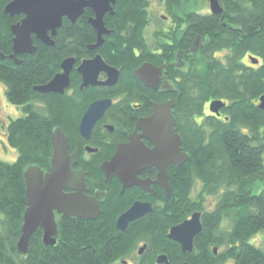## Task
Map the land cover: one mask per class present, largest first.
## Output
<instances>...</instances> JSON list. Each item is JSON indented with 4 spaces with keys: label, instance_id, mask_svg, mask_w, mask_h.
I'll return each mask as SVG.
<instances>
[{
    "label": "trees",
    "instance_id": "1",
    "mask_svg": "<svg viewBox=\"0 0 264 264\" xmlns=\"http://www.w3.org/2000/svg\"><path fill=\"white\" fill-rule=\"evenodd\" d=\"M10 1L0 0V51L6 55L0 58V80L7 98L22 108L23 115L12 119L6 132V140L18 151L16 160H0V264H130L129 258L138 264H158L161 253L172 258L181 254L168 233L195 211H202L203 230L195 238L193 264H264V247L253 240L256 234L264 235V129H260L264 111L254 103L264 93V0H219L221 14H187L190 27L183 40L200 35L207 41L197 54L198 69L186 76L175 107L183 150L190 158L178 167L170 164L169 196L157 186L162 202L125 231L116 227V220L130 202L124 207L109 202L95 220L58 217L60 236L54 246L44 243L43 228H39L26 255L16 246L28 205L24 170L30 164L50 169L53 127L64 128L70 150L78 147L83 151L89 143L100 147L95 156L113 154L117 144L127 140L136 119L152 114L150 100L161 99L160 93L135 77L132 68L144 60L155 64L161 60L142 36L146 0H117L116 14L105 17L111 33L104 35L106 41L98 49H90L97 42V33L88 20L92 11L86 8L76 22L64 18L53 37L54 46L34 35L36 50L18 54L17 62L11 57V29L23 14L11 17L5 13ZM226 48L230 49L227 69L214 57L215 51ZM247 51L263 59L256 74L240 73L237 62ZM98 52L120 69L117 84L81 89V75L74 69L71 91H35L36 85L46 84L61 71V62L67 57L74 56L78 65ZM118 95L120 102L106 114V121L116 125L115 131L102 137L97 126L90 140L80 136L78 125L90 102ZM212 98L229 100L223 108L227 118L206 115V104ZM135 100L143 106H132ZM199 116H203L200 121ZM94 170L102 172L98 166ZM148 173L154 176L156 170ZM129 191L134 198L138 193L145 195L138 186ZM209 199L210 208L206 205ZM140 242L147 247L133 257ZM213 246L218 248L216 253Z\"/></svg>",
    "mask_w": 264,
    "mask_h": 264
},
{
    "label": "water",
    "instance_id": "2",
    "mask_svg": "<svg viewBox=\"0 0 264 264\" xmlns=\"http://www.w3.org/2000/svg\"><path fill=\"white\" fill-rule=\"evenodd\" d=\"M209 1L212 14L223 12L219 0ZM115 2L116 0H11L5 6L4 12L11 17L24 15L20 21L12 25L14 36L11 57L20 62L18 54L34 53L36 50L34 34L41 42L54 46L53 37L63 25V19L67 17L76 22V19L84 14L86 7L95 12V17L89 18V22L97 32V42L91 44L90 49H98L105 42L104 35L110 33L104 16L107 12L115 14L112 7ZM5 56L0 51V58L3 59ZM76 62L74 56L64 59L61 62V71L46 84L36 85L35 91L42 94L66 93L71 86V72L75 68L82 76L81 89L100 84L113 86L118 83L121 72L117 67L109 65L101 53L82 60L77 67ZM133 71L136 78L147 86L157 88L163 67L153 62H144ZM103 72L107 74L106 80L100 79ZM162 89L170 91L172 87L165 81ZM262 100L260 108L264 109V96ZM177 102V98L167 102L154 101L152 114L138 119L129 140L118 144L113 158L101 165L106 173L105 179L111 180L117 176L123 184V189L138 185L150 195L156 194L152 184H158L163 188L165 196H169L172 189L168 173L170 164L178 167L190 158V154L183 150L182 136L176 128L173 107ZM224 104L221 99L214 100L210 109L218 112ZM111 105L112 98H100L90 102L78 125L80 135L90 140L95 125L104 117ZM108 128L112 131L113 125H108ZM51 138L53 154L50 169L45 171L40 165L30 164L24 170L28 205L23 213L21 237L16 245L19 253L24 255L28 253L32 236L39 228H43L44 243L54 246L60 236L58 217L95 220L103 213L99 197L104 201L107 191H97L94 196L86 193L85 171L74 167L78 161L79 150L69 153V138L64 128L53 127ZM146 139L152 146L146 143ZM86 148L91 152L96 150L90 146ZM153 167L158 170L155 180L150 177L146 179L139 177L142 171ZM153 210L151 202L137 200L118 216L116 227L125 231L131 223L138 222ZM200 216V212H195L190 219L170 228L168 238L178 242L181 250L185 252L192 251L194 238L203 230ZM146 247V244L142 245L138 252L142 254ZM157 262L171 264L164 253L157 257Z\"/></svg>",
    "mask_w": 264,
    "mask_h": 264
},
{
    "label": "flooded vegetation",
    "instance_id": "3",
    "mask_svg": "<svg viewBox=\"0 0 264 264\" xmlns=\"http://www.w3.org/2000/svg\"><path fill=\"white\" fill-rule=\"evenodd\" d=\"M175 1L171 0V2H170L168 0H146V4H145L147 23L142 27L143 28L142 29V31H143L142 36H143V39H145V44L149 45L154 50V52L159 56V59L161 60L159 64H155V63L154 64L159 66V67H163V74L160 76V84L158 85L157 88H151V87L147 86L143 81H141L146 87H148L151 90L156 91L157 93H160V95H161L160 101L159 100H150L151 105H152V110H153L154 101L167 102L168 100L175 99V98H177V101H178V98L183 93L182 87L185 85L186 76L188 74L192 73L194 71V69H198L197 68L198 67L197 66L198 65L197 54H198V52H200V50L202 48H204L203 46L207 41V39L205 37L203 38L200 35H197V36L193 35L192 38L185 39V40H183V38H184L185 33L188 31V29L190 27L189 26L190 21L187 18V14L192 13V12H197L201 15L212 14L210 1L207 0L208 3L210 4V9H207V10H201V9L197 8L189 0H175ZM116 3H117V0L115 3L112 4V7L114 8L115 14H116V8H115ZM154 5H156L155 7L158 6L157 7L158 10H160V8H162L163 11L165 12V13H161L159 15L160 18L158 19V21H154V17L152 16V10L154 9L153 8ZM86 8H90V7H86ZM86 11H87V9H86ZM86 11L84 12V14L86 13ZM91 11H92V14L89 15V18L95 17L94 10L91 9ZM115 14H110L109 12H107V14L104 16V19H105V17H107V15H115ZM23 16L24 15H22V17ZM89 18H88V20H89ZM108 22H109V20H108ZM107 23H106V19H105L106 27H107V29H110ZM223 24L225 25V22H223ZM239 30H241V28H239ZM110 33H111V29H110ZM110 33H108V34H110ZM134 50L136 53L140 52V50L137 49L136 47L134 48ZM98 53H101V52H98ZM229 53H230L229 48L217 50L214 53V57L219 58L222 62L221 63L222 66H224L226 69L228 68V65H229L228 56H227ZM94 56H91V57H94ZM91 57H88V58H91ZM88 58H85V59H88ZM80 62H79V64H80ZM144 62H151V61L144 60L141 62V64ZM237 63H238V66H240V73H242V74L247 73V74L252 75L253 73L256 74L257 72L261 71L263 59L259 55H255L253 52L247 51L246 53L241 55V57L238 59ZM108 64L110 65L111 63H108ZM141 64L137 67L132 68V71L134 69L140 67ZM78 65L76 64V67ZM111 65H113V64H111ZM113 66L117 67L116 65H113ZM119 71H120V69H119ZM133 73H134V71H133ZM259 75L261 76V73ZM100 79L106 80L107 74L105 72H103L100 76ZM165 81H167V83L172 87V90L163 91L162 88L164 86ZM81 82H82V76H81ZM101 86L110 87L107 85H101ZM68 91H71V86L68 88L67 92ZM262 96H264V93L260 94V96H259L260 98L258 100L257 99L254 100V103H256L259 106V108H260V104L263 101ZM100 98H110V99L112 98L111 107L113 105H115L116 102H120V100H121V99H119L120 98L119 95L118 96H102ZM218 99H221V98H218ZM218 99L212 98L211 100H209L207 102L206 107H205L206 115L211 114V115H214L216 118H218V117L219 118H227L226 114L223 111V108L228 104L229 100L221 99L225 104L218 109V112L212 111L210 109V105H211L212 101L218 100ZM96 100H98V99H96ZM178 103H179V101L173 107V112H174V115L176 118V122H177V116H176V112H175V107L178 105ZM132 106H134L135 108L136 107H142L143 103L135 100V101H132ZM111 107L106 111V113L104 114V117H102L101 120L95 125L96 127L97 126L100 127V129H101L100 134L102 137L106 136V134H105L106 132L111 134L116 129V125H114V123H110V122L106 121V119H107L106 114L111 109ZM261 109L264 111L263 108H261ZM147 116H149V115H147ZM202 118H203V116L197 117V119L199 121ZM137 120L138 119H136L135 123L137 122ZM108 125H113L112 131L108 128ZM134 128H135V126H134ZM176 128H177V131L180 133L178 122L176 123ZM260 129H262V130L264 129V124H261ZM132 132H134V129L126 134L127 140H124V141L129 140L130 134ZM92 134H93V132H92ZM92 134H91V136H92ZM80 136H82V135H80ZM181 136H182V134H181ZM105 139H106V142L108 144H111V142L109 140H107V137ZM124 141L119 142L118 144L124 143ZM147 142H149V143H147ZM146 143L148 145L152 146L151 142L147 139H146ZM118 144H117V147H118ZM86 146L93 147L96 150H93L91 152L86 148ZM84 148H85V150H83V151L82 150L80 151V149L78 147H75L72 150H70V148H69V153L70 154L73 153L76 149L79 150V154L77 157L78 161L74 167L76 169H78V168L84 169V171H85V175H86L85 180L87 182L86 193L90 196H94V194H96L97 191H101V192L107 191V193L105 194V200L104 201L101 200V198L99 197L102 211H103V208H105V206H107V204H109V202L115 203L119 207H124V206H126V204H128L130 202L131 204L128 205V208L131 205H133L135 202H137V200L144 201V202L149 201L152 203L153 206L155 204L162 202L161 198L158 196V191H159V187H160L158 184H152V187L155 188V192H156L155 195L148 194L143 188L136 185L139 188H141L142 191H144L145 195L142 193H138L139 197L134 198V196H131L129 194L130 191L128 192V190H130L131 188L136 187V186L126 187V189H123V184H122L120 178H118L117 176L112 177L111 180L105 179L106 173H105L104 169L101 167V165L103 164V162L109 161L113 158L112 156H113V154L117 148L113 151V154H109V152H104L100 156L99 155L98 156L93 155V154H96L99 152L100 147H98L94 144L86 143L84 145ZM97 166L99 168H101L102 174L98 173L94 170V168H96ZM150 170H156V173L154 176H151L148 173V171H150ZM157 171L158 170L155 167L149 168V169L142 171L139 174V177H142L144 179H146L147 177H150L151 179L155 180L157 178V176H156ZM157 186H159V187H157ZM164 195H165V193H164ZM132 199H134V200H132ZM131 201H133V202H131ZM209 201H210V199L206 203L208 208L211 207L210 206L211 202H209ZM126 211H127V209H126ZM195 212H200V214H201L200 217H201V222H202V211H195ZM195 212H193V213H195ZM190 218H191V216L188 217V219H190ZM195 240H194V245H193L191 252H188V251L185 252V251L181 250V245L175 241L178 244V248H179L181 254L180 255L177 254V256L175 255L176 258H172L166 254L168 257V260L171 262V264H184L186 262L189 264H193L195 256H193V255L191 256V254L195 251V249H194L195 248ZM142 244L147 245V243H145V242H143ZM139 248L137 249V252H138ZM213 248H214V252L216 253L218 251V248L216 246H213ZM143 253H144V251H143ZM138 255H141V253L138 252ZM195 255H197V254H195ZM173 260H174V262H173ZM156 262H157V260H156ZM125 263L127 264V261H125ZM128 263H129V261H128ZM117 264H119V263H117ZM130 264H138V262L135 259V261H132ZM161 264H164V263H161Z\"/></svg>",
    "mask_w": 264,
    "mask_h": 264
},
{
    "label": "rangeland",
    "instance_id": "4",
    "mask_svg": "<svg viewBox=\"0 0 264 264\" xmlns=\"http://www.w3.org/2000/svg\"><path fill=\"white\" fill-rule=\"evenodd\" d=\"M194 6L201 10L210 9V4L207 0H189ZM152 10V16L154 17V21H158L160 18L159 15L161 13H165L162 8L158 10V6ZM23 115V110L16 104L14 105L6 95V87L5 84L0 80V160L5 162H14L18 156V151H16L10 144L8 140H6V132L7 126L12 119H15L18 116ZM211 199H214L211 197ZM210 199V201H211ZM254 243L264 247V235L256 234L253 238ZM143 242H140L137 248L135 249V253L132 255L133 257L138 255L137 249L142 246ZM135 261V258H129V263Z\"/></svg>",
    "mask_w": 264,
    "mask_h": 264
}]
</instances>
